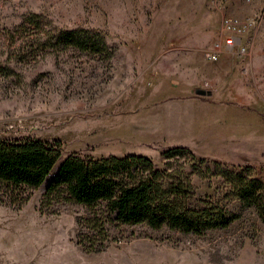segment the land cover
Here are the masks:
<instances>
[{"label": "rangeland", "instance_id": "rangeland-1", "mask_svg": "<svg viewBox=\"0 0 264 264\" xmlns=\"http://www.w3.org/2000/svg\"><path fill=\"white\" fill-rule=\"evenodd\" d=\"M29 13L51 28L100 32L108 54L39 49L35 58L20 60L0 45V61L9 67L0 70V138L63 143L46 181L20 207L0 201V264H264V222L254 207H242L225 177L243 172L264 189V0H0V29L12 30ZM224 15L255 20L244 37L252 45L244 55L231 52L233 68L225 72L223 92L241 107L242 127L218 148L155 139L147 122L161 100L215 72L214 64L198 70L192 63L207 61ZM173 147L187 150L166 158L163 152ZM73 151L95 158L145 155L160 169L188 176L192 205L205 201L238 218L201 234L106 222L104 247L87 252L78 240L98 244L101 236L84 219L104 207L42 197Z\"/></svg>", "mask_w": 264, "mask_h": 264}, {"label": "trees", "instance_id": "trees-1", "mask_svg": "<svg viewBox=\"0 0 264 264\" xmlns=\"http://www.w3.org/2000/svg\"><path fill=\"white\" fill-rule=\"evenodd\" d=\"M6 30L0 29L3 40L0 45L20 60L30 56L35 58L39 49L53 52L75 48L89 54H108L100 32L87 28H51L38 13L27 14L12 30ZM8 69L4 61H0V70ZM62 149L63 143L59 139L0 138V188L3 189L0 201L20 207L32 190L46 181L60 159ZM185 150L184 147H173L163 153L170 158ZM178 172L160 169L151 158L142 154L95 158L73 151L61 159L47 181L42 197L91 208L95 205L104 207L100 213L93 210V215L84 219L85 227L101 236L98 244H94L91 237L86 242L78 240L87 252H97L104 247L108 237L106 222L145 224L153 229L166 226L201 234L210 229L226 228L238 218L237 214L205 201L192 205L189 178ZM225 177L242 207H254L264 222L261 183L243 172H230Z\"/></svg>", "mask_w": 264, "mask_h": 264}, {"label": "crops", "instance_id": "crops-1", "mask_svg": "<svg viewBox=\"0 0 264 264\" xmlns=\"http://www.w3.org/2000/svg\"><path fill=\"white\" fill-rule=\"evenodd\" d=\"M229 55V52L221 53L219 60H215L217 62H211L214 60L210 59H207L208 63L206 59H199L196 64L191 62L198 70L203 69L202 66L213 64L216 70L210 75L202 71V76H195L201 82L197 79L190 84L186 83V86H178L172 96L161 100L157 115L147 122L153 124L155 139L208 149L222 147L228 139L235 138L238 129L242 127L243 113L241 107L234 102V96L223 92L229 81L225 72L229 67L233 68L236 57H227ZM206 79H209L208 84L205 83ZM198 89H204L207 93L198 94ZM232 90L234 89L230 88Z\"/></svg>", "mask_w": 264, "mask_h": 264}, {"label": "built area", "instance_id": "built-area-1", "mask_svg": "<svg viewBox=\"0 0 264 264\" xmlns=\"http://www.w3.org/2000/svg\"><path fill=\"white\" fill-rule=\"evenodd\" d=\"M254 25L255 20L252 18L240 19L232 15H224L215 40L205 52L206 58L215 61L224 52L236 51L241 55L246 54L252 42L244 37Z\"/></svg>", "mask_w": 264, "mask_h": 264}, {"label": "water", "instance_id": "water-1", "mask_svg": "<svg viewBox=\"0 0 264 264\" xmlns=\"http://www.w3.org/2000/svg\"><path fill=\"white\" fill-rule=\"evenodd\" d=\"M196 93H198V94H205V90H203V89H198V90L196 91Z\"/></svg>", "mask_w": 264, "mask_h": 264}]
</instances>
